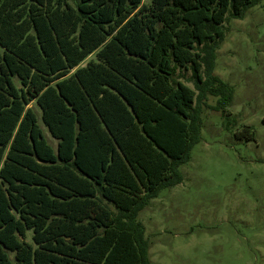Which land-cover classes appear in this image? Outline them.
I'll return each mask as SVG.
<instances>
[{
    "label": "trees",
    "instance_id": "obj_1",
    "mask_svg": "<svg viewBox=\"0 0 264 264\" xmlns=\"http://www.w3.org/2000/svg\"><path fill=\"white\" fill-rule=\"evenodd\" d=\"M261 1L0 0V264H152L138 216L230 115L224 23Z\"/></svg>",
    "mask_w": 264,
    "mask_h": 264
},
{
    "label": "rangeland",
    "instance_id": "obj_2",
    "mask_svg": "<svg viewBox=\"0 0 264 264\" xmlns=\"http://www.w3.org/2000/svg\"><path fill=\"white\" fill-rule=\"evenodd\" d=\"M224 31L214 74L233 88L230 115L204 107L200 142L179 168L182 183L140 212L152 264H264V0L243 19H228ZM179 73L194 88L191 72ZM29 107L56 149L40 109ZM244 126L254 140L239 135Z\"/></svg>",
    "mask_w": 264,
    "mask_h": 264
}]
</instances>
